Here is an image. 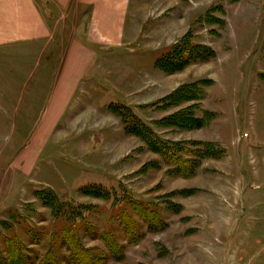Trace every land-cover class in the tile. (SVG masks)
Masks as SVG:
<instances>
[{
    "label": "rangeland",
    "instance_id": "374dc122",
    "mask_svg": "<svg viewBox=\"0 0 264 264\" xmlns=\"http://www.w3.org/2000/svg\"><path fill=\"white\" fill-rule=\"evenodd\" d=\"M182 2L192 22L187 56L197 59L202 43L211 58L160 69L184 35L149 24L142 83L131 74L129 87L112 97L108 86L97 106L73 108L55 125L49 110L71 49L19 44L2 58L0 264L15 253L17 264H75L79 244L95 264H264V0ZM130 58L115 53V68L133 73ZM193 81L196 99L158 106ZM192 103L196 116L211 111L205 123L171 126ZM142 124L176 154L156 150ZM207 141L216 147L204 150Z\"/></svg>",
    "mask_w": 264,
    "mask_h": 264
},
{
    "label": "crops",
    "instance_id": "0c3cea01",
    "mask_svg": "<svg viewBox=\"0 0 264 264\" xmlns=\"http://www.w3.org/2000/svg\"><path fill=\"white\" fill-rule=\"evenodd\" d=\"M188 9L182 0H0V63L3 57L17 56L12 49L19 44L71 49L65 59L71 67L59 75L49 110L48 122L55 125L73 108L89 103L97 106V97L110 85L113 97L115 88L128 86L133 75L142 83V32L150 24L149 31L170 29L185 35L192 28V22H183L189 19ZM151 12L155 14L149 18ZM63 32H69L68 38H63ZM115 53L133 56L128 59L133 73L125 67L115 68ZM116 79L121 83L115 84ZM137 102L142 105V93Z\"/></svg>",
    "mask_w": 264,
    "mask_h": 264
},
{
    "label": "trees",
    "instance_id": "16d2710c",
    "mask_svg": "<svg viewBox=\"0 0 264 264\" xmlns=\"http://www.w3.org/2000/svg\"><path fill=\"white\" fill-rule=\"evenodd\" d=\"M191 34L188 32L187 34H185L177 43H175L173 46H171V48L168 50V52H166L163 56H161V58H159L156 62V65L162 69L165 70L167 72H174V71H178L181 70L183 68H185L186 66H188L189 64L195 62V61H199V60H208V57L210 56V58L213 56H211L210 54H212V49L210 50V48L208 46H206L205 44L202 43H197L194 44L193 49L198 50L200 53V56L197 55V59H192L191 57H188L187 54L190 52L189 49H187V44L188 43V38H191ZM207 55V56H206ZM207 58V59H206ZM202 82V79H201ZM203 82L205 83V80H203ZM198 86H197V81H193V82H188V83H184L181 87L177 88L176 90H174L171 94H169L167 97H165L164 99L160 100L158 103V106L161 107H165V105H175V104H180L182 101L184 100H194L197 98L198 96ZM197 107V103H192L191 105L187 106L186 108L180 109L178 111H176L175 114H172L171 117V126H180V127H193V126H197L200 127L205 123V120L207 118H209L211 111H206V115L204 117H199L196 116L194 114V108ZM139 128V127H138ZM142 129L143 133L145 135H147L150 138V143L154 146V148L158 151L161 152H166V153H170L173 152V156L176 154L174 151H172L173 149H171V147L169 146V144H166L165 141H163L162 139L158 138L155 133L149 131L147 129V127L144 126V124H142ZM193 142V141H192ZM194 143V142H193ZM215 143L207 141V143L205 144V149L206 151H211L215 148ZM182 158V157H181ZM178 155L176 156V159L179 161H181L180 163V168H183L185 171H188L187 169V161H185L183 158L181 159ZM186 174L188 172H185ZM81 251H80V250ZM73 254L76 258L75 260V264H95L94 261H91V259H88L86 257V261H84L83 258V254L82 253H86L85 250L80 246V244L77 247H74L72 249ZM12 252V251H11ZM15 253V252H12ZM16 255V253H15ZM10 255V262L9 264H13L16 262H21L22 261V256L19 255V253L16 255ZM95 260V258H94ZM17 264V263H16ZM43 264H46L43 263ZM47 264H58V262L56 261H47Z\"/></svg>",
    "mask_w": 264,
    "mask_h": 264
}]
</instances>
